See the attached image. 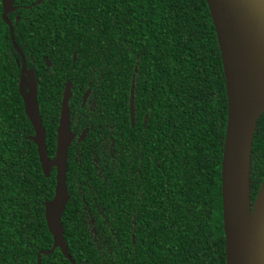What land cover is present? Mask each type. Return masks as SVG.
Returning a JSON list of instances; mask_svg holds the SVG:
<instances>
[{"label": "trees", "instance_id": "trees-1", "mask_svg": "<svg viewBox=\"0 0 264 264\" xmlns=\"http://www.w3.org/2000/svg\"><path fill=\"white\" fill-rule=\"evenodd\" d=\"M36 1L14 0L8 18L35 70L50 159L68 82L76 135L61 219L72 263L56 249L41 264H226L227 94L207 1L45 0L26 8ZM2 13L0 0V264H38L54 244L45 203L55 195L56 169L45 177L31 141L21 58ZM252 151L255 199L264 180V113Z\"/></svg>", "mask_w": 264, "mask_h": 264}, {"label": "water", "instance_id": "water-1", "mask_svg": "<svg viewBox=\"0 0 264 264\" xmlns=\"http://www.w3.org/2000/svg\"><path fill=\"white\" fill-rule=\"evenodd\" d=\"M45 0H37L40 5ZM221 54L227 94V124L221 164V197L225 235L226 264H264V180L255 199L251 198V155L254 135L264 113V0H206ZM2 18L9 27L15 51L20 55L19 91L33 130L41 168L46 178L56 169L55 195L45 203V219L53 237V247L38 253L50 255L59 249L72 263L61 219L70 199L67 188V162L70 145L76 138L71 130L69 101L72 83L65 86L56 137V153L50 159L46 131L40 116L35 70H28L25 57L16 44L9 14L16 11L14 0H1ZM75 59V57H74ZM50 66V62H47ZM34 85L28 87L27 81ZM90 90L83 97L86 102ZM130 117L134 125V76L130 92ZM84 131L79 141L85 138Z\"/></svg>", "mask_w": 264, "mask_h": 264}, {"label": "bare ground", "instance_id": "bare-ground-1", "mask_svg": "<svg viewBox=\"0 0 264 264\" xmlns=\"http://www.w3.org/2000/svg\"><path fill=\"white\" fill-rule=\"evenodd\" d=\"M26 85H27L28 87H32V86L34 85V81H33V79H31V81H27Z\"/></svg>", "mask_w": 264, "mask_h": 264}, {"label": "flooded vegetation", "instance_id": "flooded-vegetation-1", "mask_svg": "<svg viewBox=\"0 0 264 264\" xmlns=\"http://www.w3.org/2000/svg\"><path fill=\"white\" fill-rule=\"evenodd\" d=\"M89 95H90V93H89ZM89 97V96H88ZM76 139V138H75ZM75 141V140H74ZM253 148V147H252ZM252 153H253V151H252ZM251 162H252V155H251ZM251 198H252V189H251Z\"/></svg>", "mask_w": 264, "mask_h": 264}]
</instances>
